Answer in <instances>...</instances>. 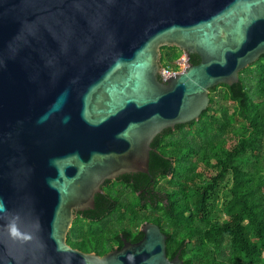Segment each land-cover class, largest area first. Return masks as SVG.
I'll list each match as a JSON object with an SVG mask.
<instances>
[{"label": "water", "instance_id": "1", "mask_svg": "<svg viewBox=\"0 0 264 264\" xmlns=\"http://www.w3.org/2000/svg\"><path fill=\"white\" fill-rule=\"evenodd\" d=\"M163 47L188 59L166 81ZM261 56L264 0H0V264H184L152 225L103 256L66 237Z\"/></svg>", "mask_w": 264, "mask_h": 264}, {"label": "trees", "instance_id": "2", "mask_svg": "<svg viewBox=\"0 0 264 264\" xmlns=\"http://www.w3.org/2000/svg\"><path fill=\"white\" fill-rule=\"evenodd\" d=\"M160 53L162 68H172L180 57L175 48L163 47ZM190 62L196 65L199 59ZM263 141L261 56L239 73L237 84L209 90L208 108L198 121L158 135L151 144L148 174L122 176L123 185L169 189L167 202L177 206L169 221L177 248L189 241L179 256L184 264H264ZM109 210L119 222L128 213L136 227L142 221L130 206H95L90 212L100 221ZM94 223L76 221L67 245L77 244L78 233L84 242L101 246L103 238Z\"/></svg>", "mask_w": 264, "mask_h": 264}, {"label": "flooded vegetation", "instance_id": "3", "mask_svg": "<svg viewBox=\"0 0 264 264\" xmlns=\"http://www.w3.org/2000/svg\"><path fill=\"white\" fill-rule=\"evenodd\" d=\"M190 58L195 62L198 57L191 55ZM123 183L124 180L122 176L114 180L105 181L100 187V194L95 196L96 200L94 198L93 210H95V206H130L136 211V214H139L142 218L138 227L135 226L132 216L128 213L125 220L122 222L116 221V226L118 227L112 228L113 232L111 234L110 231H108L107 235L102 237L103 241L101 246H97L94 243L90 244L88 241L84 242L80 235L75 233V235L77 234V244H75L74 247H69L82 253H93L98 256H103L111 251L119 250L122 247L121 240H125L126 243H137L143 237L141 229L144 226L152 225L158 227L160 232L166 237V256H172L175 252L176 254L180 252V256L182 253L181 250H185V245L189 241H185V245L182 249L177 248V238H175V233L169 226V221L176 215L173 210L177 206H170L167 202V194L165 191H169V189L160 186L155 188H135L125 186ZM90 211L92 210L75 214L72 226L78 220H84L85 223H90V220L99 223L114 215V211L109 210L102 216V219L98 221V217L93 218V213ZM111 226L113 227L111 224L109 228ZM87 232L88 229L85 228V233ZM116 237L118 238L116 239ZM136 237L138 238L133 240Z\"/></svg>", "mask_w": 264, "mask_h": 264}, {"label": "built area", "instance_id": "4", "mask_svg": "<svg viewBox=\"0 0 264 264\" xmlns=\"http://www.w3.org/2000/svg\"><path fill=\"white\" fill-rule=\"evenodd\" d=\"M187 62L188 59L186 58V55L183 52H180V57L174 62L172 68H161L159 78L162 81H166L168 78L184 72L188 66Z\"/></svg>", "mask_w": 264, "mask_h": 264}, {"label": "rangeland", "instance_id": "5", "mask_svg": "<svg viewBox=\"0 0 264 264\" xmlns=\"http://www.w3.org/2000/svg\"><path fill=\"white\" fill-rule=\"evenodd\" d=\"M218 92H219V90H218ZM262 152H264V141H263V146H262ZM162 184H164V182H161V185ZM116 221L117 220H115V214H114L110 218H107V219H105L102 222L94 223L92 226H94V229H96L97 231H99V233L101 234L102 237H105L107 235L108 231H110V234H111L113 232L112 228L114 229V228L118 227V226H116L117 225L116 224ZM111 224L113 225V227L111 226L109 228V226Z\"/></svg>", "mask_w": 264, "mask_h": 264}]
</instances>
